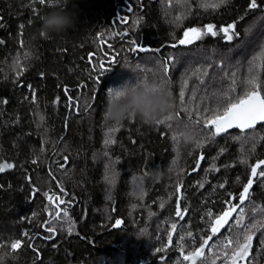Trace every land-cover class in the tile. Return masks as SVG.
Returning <instances> with one entry per match:
<instances>
[{"label": "trees", "instance_id": "trees-1", "mask_svg": "<svg viewBox=\"0 0 264 264\" xmlns=\"http://www.w3.org/2000/svg\"><path fill=\"white\" fill-rule=\"evenodd\" d=\"M211 3L220 0H0V165H12L0 172V264H189L181 253L212 235L207 213L215 219L226 200L240 204L251 166L264 160V123L212 138L196 121L252 90L254 76L264 95V0L256 9L250 0L203 6ZM54 8L74 11V28L37 37ZM209 24L217 35L178 45L186 29ZM229 24L238 33L231 41L219 32ZM138 46L150 50L129 51ZM170 56L165 76L160 59ZM126 63L165 83L175 105L165 125L133 119L109 133L106 91L133 81ZM178 129L191 138L171 139ZM253 181L244 212H233L197 264H232L225 253L236 245L224 247L226 238L247 230L252 247L236 264H264V178ZM46 192L60 199L49 203Z\"/></svg>", "mask_w": 264, "mask_h": 264}, {"label": "snow or ice", "instance_id": "snow-or-ice-1", "mask_svg": "<svg viewBox=\"0 0 264 264\" xmlns=\"http://www.w3.org/2000/svg\"><path fill=\"white\" fill-rule=\"evenodd\" d=\"M37 2L41 5H44L46 3L51 4L54 3L55 0H37ZM226 0H220V3H211V4H204L203 6L205 8L212 7V8H218L220 4L225 3ZM259 7V4L257 3V0H250V3L248 4L249 9H256ZM177 19H180L177 17ZM136 23H139V21H136ZM21 28H23V25H21ZM235 25L229 24L226 27H221L219 29V32L224 33V39L231 41L233 39V36L238 35L234 31ZM211 34L213 36L217 35V32L214 31V25H206L205 29L202 30L197 27H191L184 31L183 38L178 40V45H191L194 41H198L202 39L205 35ZM51 39V37H49ZM132 44H137V41H132ZM177 43H174L171 45V47L175 48L177 47ZM150 49H147L143 46H138L134 48H130L129 51L131 52H145L149 51ZM156 52H159V49L155 50ZM264 55V54H262ZM174 61V57H168L166 59H160V63L163 66V72L165 76L169 73V65ZM112 64H115L116 61H111ZM139 68L140 66L137 65ZM23 71V70H21ZM207 74V73H205ZM234 75V74H233ZM170 83V81H167ZM185 85H187V80H185ZM235 83V81H233ZM246 83L251 87L252 90L246 91L244 95L239 96L235 98L234 100H231L227 103V106L220 110H213L211 108L204 109L205 113H211L210 115H204V116H198V119L196 121L197 124H199L200 119H203V126L204 129H206L209 133L212 134V138H215V136L220 135L223 132H226L230 128H238L240 129L241 133H244L246 129H254L258 125L259 122L264 121V95H261V83L258 77H252L246 81ZM234 92L235 89H232ZM68 90L65 89V94L67 95ZM181 101L184 99V92L181 91L180 93ZM35 99V97H33ZM59 99V98H58ZM78 99V98H76ZM4 103H7V101H4ZM73 104V98L69 97L68 106L71 107ZM168 120L172 119V116L170 115ZM157 125H165V122L159 121L157 122ZM169 128L171 125H167ZM211 126V127H209ZM214 128V132H213ZM120 130L119 128L116 129H109V133L111 132H118ZM173 140H177V136L173 135L171 137ZM106 144H112L115 143L114 140H106ZM203 159V157H201ZM36 161H33L35 163ZM241 163H246V161L241 160ZM264 160H258L254 165L251 166V174L247 180V183L243 186V190L239 193V201L240 204H231L230 201H225L226 204H230L229 207L225 208L220 215H217L215 219H212V212L209 211L207 213V216L209 217L210 221V227H211V233L212 235L207 236L206 239L203 240V243L200 245V247L196 248L194 251L188 252L186 255L181 253L183 256L184 261H188L189 264H197V259L202 258L204 256V248L209 244V241L213 239V236L220 231V229L224 228L225 225L229 223V218L232 216L233 212L239 211L241 213L244 212V208L241 207V205L244 204V202L248 199L249 196V190L253 186V177L257 178H264ZM5 167L11 168V164L7 165H0V172H3L5 170ZM259 169V171H258ZM203 185H201L202 187ZM224 185L221 184L220 187H223ZM180 191V187L177 186V192ZM61 192H63V188H61ZM45 197L48 199L49 203H53L54 199H60L55 194L49 195L47 192L44 193ZM180 197H177V206H176V212L175 215L180 218L181 220L184 219L183 212H187V209H184L183 212L181 211L180 206ZM60 203H63V200L60 201ZM35 215V214H34ZM64 215L67 216V210H64ZM57 219L59 218V213H57ZM244 217L240 216L237 218L236 223L239 224L243 221ZM45 224L49 223L48 221L44 222ZM117 225H119L121 222L119 220L116 221ZM173 229H176L177 225L175 223L171 226ZM252 228H256V224L253 223ZM261 227H264V225H261ZM45 231L48 233H54V229L52 227L45 228ZM257 231H259V228H257ZM24 236H28V233H23ZM189 236L192 235L191 232L188 233ZM255 235V232H251L250 230L245 231L244 233L237 234L235 240L231 238H226L227 243L224 245V247H232L233 243H235L236 247L232 254L229 256L227 253L225 255L227 256V259L232 262V264H236L237 260H244L249 255V250L252 247V239ZM241 236L243 239L241 240ZM49 239L52 237L49 236ZM171 239V237H170ZM183 239V237H181ZM11 249L13 251L18 250L22 247V241L20 239L13 240L11 245ZM211 249L209 248V251ZM160 249H157V252H159ZM213 264L215 262L213 261Z\"/></svg>", "mask_w": 264, "mask_h": 264}, {"label": "clouds", "instance_id": "clouds-1", "mask_svg": "<svg viewBox=\"0 0 264 264\" xmlns=\"http://www.w3.org/2000/svg\"><path fill=\"white\" fill-rule=\"evenodd\" d=\"M74 11L52 9L41 17L37 37L48 38L74 28ZM123 70L133 74V81L106 91L103 119L109 129L123 126L127 120H138L142 125L153 126L159 121L166 123L174 110V100L162 80L149 78L139 73L134 65L125 64ZM177 137L191 138L192 133L184 129L174 130Z\"/></svg>", "mask_w": 264, "mask_h": 264}, {"label": "bare ground", "instance_id": "bare-ground-1", "mask_svg": "<svg viewBox=\"0 0 264 264\" xmlns=\"http://www.w3.org/2000/svg\"><path fill=\"white\" fill-rule=\"evenodd\" d=\"M262 123H264V121L263 122H260V123H258V125L259 124H262ZM233 130H236V129H232V130H227L226 132H230V131H233ZM251 191V190H250ZM179 197H180V191H179ZM184 215V214H183ZM174 232H175V229L172 231V233H173V235H172V233H171V236L170 237H172V239H173V236H174ZM169 242H170V239H169ZM169 242H168V248L171 246V243H172V240H171V243H170V245H169Z\"/></svg>", "mask_w": 264, "mask_h": 264}, {"label": "rangeland", "instance_id": "rangeland-1", "mask_svg": "<svg viewBox=\"0 0 264 264\" xmlns=\"http://www.w3.org/2000/svg\"><path fill=\"white\" fill-rule=\"evenodd\" d=\"M250 34V33H249ZM248 36H250V35H248ZM254 45H256V43H254V41H251V43H250V49H252L253 47H254ZM240 57V56H239Z\"/></svg>", "mask_w": 264, "mask_h": 264}, {"label": "water", "instance_id": "water-1", "mask_svg": "<svg viewBox=\"0 0 264 264\" xmlns=\"http://www.w3.org/2000/svg\"><path fill=\"white\" fill-rule=\"evenodd\" d=\"M263 122V121H262ZM260 123V122H259ZM232 129H238V128H230V129H228V130H232ZM240 130V129H239ZM251 190V189H250ZM250 190H249V193H250ZM172 235H173V233H172ZM171 240H172V237H171V239H170V242H169V245H170V243H171Z\"/></svg>", "mask_w": 264, "mask_h": 264}]
</instances>
